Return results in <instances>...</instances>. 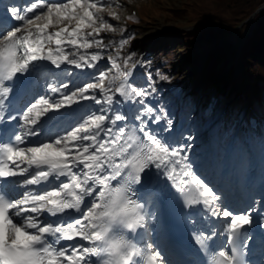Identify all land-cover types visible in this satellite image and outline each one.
I'll use <instances>...</instances> for the list:
<instances>
[{
  "label": "snow or ice",
  "instance_id": "1",
  "mask_svg": "<svg viewBox=\"0 0 264 264\" xmlns=\"http://www.w3.org/2000/svg\"><path fill=\"white\" fill-rule=\"evenodd\" d=\"M45 7L47 11L37 14V10ZM92 10H95V16ZM101 11L87 0L46 5L32 0L25 8L5 6L0 16V124L5 119L11 122L18 118L20 121V134L13 133L16 144H0V264H63L65 260L67 264H89L87 257L99 255L96 238L97 229L101 227L98 221L103 218L97 215L98 212L110 206H126L113 230L127 237L132 233L139 235L138 230L146 231L149 224L143 205L132 198V194L135 192L139 196L156 188H160L163 196L173 190L178 193L185 219L192 216L188 221L192 224L197 222L194 209L203 213L200 220L205 224L224 220L222 231L213 227L193 229L196 232L194 242L201 248H209L206 264H248L241 251L243 245L236 246L237 240L245 227L253 224L254 213L259 212L264 218V209L259 206L264 200L259 204L253 201L252 207L241 213L221 206L223 197L198 177L187 155H182L188 145L170 146V138L161 135L164 131L171 133L173 121L167 118L163 109L159 110L161 114H156L157 109L146 103L157 91L151 71L144 74L146 86L128 83L138 66L146 67L139 61L130 63L135 53L121 57L120 50L129 44V40H120L116 56H104L103 50L112 45L111 42L103 43L98 37L102 31L113 29L100 15ZM64 21L68 24L75 21V24L71 30L64 24L54 33L47 31L50 26L61 25ZM67 46L73 51H66ZM80 49L96 51L81 54ZM105 59L110 62L109 70H99V62ZM120 59L123 65L117 63ZM38 61H47L57 69L65 63L81 71L95 69V72L85 74L94 82H84L71 91H68L73 86L70 83H62L59 87L49 84L52 93H61L60 99L49 102L41 96L37 103L26 106L22 114L9 115L13 88L7 82L16 74L28 72ZM68 74L71 75V70ZM160 79L168 77L161 76ZM117 95L124 103L141 107L131 117L121 114L112 107L114 103H120L116 100ZM83 101H92L99 107H88L91 114L64 135L56 131L62 125L49 123L48 131L53 135L44 141L39 139L43 131L42 117ZM130 118L138 127L125 123L117 128L118 122H127ZM149 120L152 124L164 120L166 126L157 132L148 127ZM29 137L37 138L33 146H20ZM62 177L66 182L61 180ZM7 178L20 179H14L12 185L5 187ZM112 181L118 186L113 187ZM17 184L25 188L43 187L25 190L21 198L11 199L8 191L14 190ZM45 213L59 217V221H42L40 217ZM65 214L72 222L63 219ZM218 235L225 237V244L213 250L207 242L214 241ZM49 237L54 238L51 243ZM77 237L92 242L93 246H78ZM61 241L73 243L67 248L54 247ZM126 247L132 249L127 264H155L160 260L154 249L149 254L135 243L126 244ZM147 247L151 248V245Z\"/></svg>",
  "mask_w": 264,
  "mask_h": 264
},
{
  "label": "rangeland",
  "instance_id": "2",
  "mask_svg": "<svg viewBox=\"0 0 264 264\" xmlns=\"http://www.w3.org/2000/svg\"><path fill=\"white\" fill-rule=\"evenodd\" d=\"M184 1L186 0H107V2L87 0L88 3H95L97 8L102 9L100 15L108 24L112 25V31H102L98 37L105 44L111 42L112 46L103 50L105 57L116 56L122 38L129 40V44L120 50L121 57L132 52L135 53L134 58H136L144 52L146 67L139 76L140 83L138 82L136 86H146L147 77L144 74L147 71H151L157 91L149 97L146 103L157 109L156 114H161L159 110L163 109V112L167 113V118L173 121L171 133L167 132L170 138L169 145H188L186 153H182V155H187L188 161L191 162L198 177L203 179L218 195L223 197L221 201L222 207L224 206L223 201L228 199L223 192L224 187L232 189L233 195L240 193L238 190H241L242 193L246 191L249 194V201L247 200L248 202L241 208L244 212L252 207L253 201L259 204L261 200H264V148L259 155L258 150H254L257 146L248 144L247 157L245 156L244 158L245 162L243 165H239L236 157L237 153H240L239 146L242 145V140L245 137L241 123H237L232 129L233 134L235 133L234 137L231 135V137L229 136L226 140L220 142L219 136H221V133L217 122L221 121L224 109L217 118L213 119L214 121L209 127L202 124V121L196 116L200 107L196 90L200 80V69L203 67L207 51L202 55V59H198L196 67L190 68L188 65L190 57L187 56L185 51L187 49L176 44V39L172 35L174 32H181L187 29L195 31L198 29L197 27H202L199 25L183 26L184 22L173 20L169 17L168 9L172 7L178 8ZM192 1H201L204 4L212 5L211 0ZM57 2L67 3V0ZM57 2L52 1L49 3ZM45 10L47 11L46 8ZM92 11L95 16V10ZM64 24H68V22L64 21L62 25ZM74 24L75 21L68 24V28L71 29ZM219 25L225 24L219 23ZM58 26L54 25L50 26V28ZM241 29L238 27L232 31L238 34L247 30V28L243 31ZM85 51L91 53L96 51V49H82L79 52L83 54ZM117 63L123 65V60H117ZM98 67L99 70L108 71L110 62L107 59L102 60L99 62ZM69 70H71V75L68 74ZM95 71V69H84L81 71L70 66L60 76L44 74L41 77L40 87L42 89L40 97L43 96L49 102L58 100L61 98V93H52L48 87L49 84L53 87H59L62 83H70L73 86L68 91H71L74 90L75 86H82L84 82H94L92 78L87 77L85 74ZM113 74H116L115 71H113ZM161 76H166L168 79L162 80L160 79ZM245 90L248 93L246 85ZM97 96H99L98 91ZM227 105L229 106L230 102ZM88 107L94 109L99 106L94 105L92 101H83V106L79 109L78 114L69 111V107L60 109V116L56 122L60 121L61 124H56L62 125V128L60 127L57 132L61 130L59 134L64 135L72 127L82 123L83 119H86L87 115L91 114L88 111ZM112 107L118 111L124 109V105H121V103H114ZM124 123H122V126H124ZM160 123L164 127L166 126V121L162 120ZM105 126L107 127V123ZM188 137H191V139H187ZM238 137H240V143L237 142ZM254 143H256V140H254ZM226 145L227 147H225ZM258 146L263 147L264 140L259 141ZM69 147H71V144ZM211 173L214 176H211ZM246 197L248 196H244L245 200ZM237 200L228 202V206L232 208L231 211L234 213H238L233 210ZM261 204L259 206L264 209V205ZM153 213L156 217V213L154 211ZM258 214L261 215V213Z\"/></svg>",
  "mask_w": 264,
  "mask_h": 264
},
{
  "label": "trees",
  "instance_id": "3",
  "mask_svg": "<svg viewBox=\"0 0 264 264\" xmlns=\"http://www.w3.org/2000/svg\"><path fill=\"white\" fill-rule=\"evenodd\" d=\"M211 1L212 5H207L186 0L178 8H169V17L184 22L183 26H202L195 31L185 30L172 35L177 46L187 49L190 68L196 67L198 59H202L207 51L196 90L200 103L196 116L202 124L209 126L227 108L218 125L220 142L231 135L233 137L232 129L241 121L245 137L237 156L238 164L243 165L247 157L249 129L257 143L264 140V8L254 14L242 48L238 45L241 32L232 36L231 29L243 23L258 6L264 4V0ZM241 28L243 31L246 24ZM245 85L250 99L248 119L244 117ZM240 137L237 138L239 143Z\"/></svg>",
  "mask_w": 264,
  "mask_h": 264
},
{
  "label": "bare ground",
  "instance_id": "4",
  "mask_svg": "<svg viewBox=\"0 0 264 264\" xmlns=\"http://www.w3.org/2000/svg\"><path fill=\"white\" fill-rule=\"evenodd\" d=\"M44 10H45V8H44ZM46 11V10H45ZM3 14L1 13V11H0V16H2ZM60 26H62V24L61 25H59L58 27H60ZM58 27H53V28H51V33H54V31H56V30H54V29H56V28H58ZM50 28V27H49ZM58 30V29H57ZM69 30H71V29H69ZM53 48H55L56 46H55V44L53 43ZM66 51H69V52H71V51H73V49H72V47L71 46H67V48L65 49ZM79 51H82V49H80ZM143 59H144V57H143ZM70 65H67L66 63L65 64H63L62 66H61V68L62 67H69ZM40 73H39V71L38 70H34L33 72H32V83H31V91H30V93H29V95H28V98H27V101L30 103V106H31V104H34V103H36L37 101H38V98H39V95H38V89H40L39 87H40ZM35 91H37V93L35 94L34 92ZM123 101V100H122ZM125 105L127 104V103H124ZM139 106V107H138ZM132 109H134L135 111L136 110H138L141 106L140 105H135V106H133L132 105ZM120 113L121 114H124V115H126L125 113H124V110H121L120 111ZM48 115V117H50V121L49 122H47L46 120H45V118L43 117V119L41 120V128L43 129V131H42V134H41V138H43L44 140L49 136V138H50V135H53V134H50L49 133V131H48V127H49V123H56V120L59 118V116H60V114H59V112H50V113H48V114H46V116ZM145 119H148V117H145ZM44 121H46V123H44ZM60 123V122H59ZM59 123H57V124H59ZM120 126H122V122H118L117 123V128L118 127H120ZM148 127L150 128V129H153V130H155V131H157V132H160V130L161 129H164L165 127H164V125L162 124V123H159V124H152L151 123V121L149 120V124H148ZM57 130H59V129H57ZM56 130V131H57ZM53 131H55V129H53ZM161 135L162 136H164V137H168V135H167V131H164V132H162L161 133ZM172 139V138H171ZM168 142H170V140L168 141ZM173 142V141H172ZM171 142V143H172ZM20 146H24V147H28V146H33V144L30 142V140H29V138H28V140L25 142V144H23V145H20ZM211 176H214V174H212L211 173ZM161 179V181H163V177H161L160 178ZM162 187V186H161ZM25 190H33L31 187H27V188H25V187H22L20 184L19 185H16V187H15V189L14 190H12V194L14 195V197H15V199L16 198H21L22 197V195H23V192L25 191ZM166 193H167V189H165L164 190ZM240 193H237V195H235L234 197H233V199L232 200H236V199H238L239 200V202H238V200L236 201L237 202V204L234 206L235 208H237V207H242V205L244 204V202H246L248 199H249V194L246 192V191H244L243 193L241 192V190L239 191ZM244 194V195H243ZM154 195V189H150V190H147V191H145V197L147 198V199H149L151 196H153ZM248 196V197H246V200H245V198H244V196ZM157 196L159 197V202H160V205L161 206H164V205H174L175 204V202H178V200H179V198H180V196H179V194L178 193H176L174 190L169 194V195H167V196H163L161 193H159V194H157ZM230 202V201H229ZM224 204H226L225 206H228V202L226 201V202H224ZM264 204V203H263ZM152 207V205H150L149 206V208H151ZM197 209L199 208V206H197L196 207ZM231 210H232V208L231 207H229ZM194 212H195V219H196V225L200 228V229H202V228H206V227H212L211 225H210V223H209V221H208V223L207 224H205V222L203 221V220H200V215H202L203 213H200V212H196V209H194ZM259 212H257V213H254L253 214V219L256 221V220H258V218H259V216H260V214H258ZM40 219L42 220V221H44V222H46L43 218H42V216L40 217ZM215 230V229H214ZM218 231H222L221 229H219ZM223 235H218L216 238H215V240L216 241H220V240H222V237ZM82 246H85V243H83L82 244ZM255 251H257V249L258 248H256V247H252ZM164 255V254H163ZM163 259H164V264H170V262H169V260H168V257L167 256H164L163 257ZM255 264H259V263H255Z\"/></svg>",
  "mask_w": 264,
  "mask_h": 264
},
{
  "label": "clouds",
  "instance_id": "5",
  "mask_svg": "<svg viewBox=\"0 0 264 264\" xmlns=\"http://www.w3.org/2000/svg\"><path fill=\"white\" fill-rule=\"evenodd\" d=\"M126 210V206L102 208L98 216L101 227L97 229L96 246L99 250V264H127L131 248L126 244L133 243L127 236L113 229L118 226L119 218Z\"/></svg>",
  "mask_w": 264,
  "mask_h": 264
},
{
  "label": "water",
  "instance_id": "6",
  "mask_svg": "<svg viewBox=\"0 0 264 264\" xmlns=\"http://www.w3.org/2000/svg\"><path fill=\"white\" fill-rule=\"evenodd\" d=\"M264 8V4H262V5H260V6H258V8L247 18V20H246V22H247V24L249 25L250 23H251V20H252V18H253V16H254V14L255 13H257V12H259L260 10H262ZM244 33L245 32H243V34H242V36H241V39H240V41H239V43L242 45V39H243V36H244Z\"/></svg>",
  "mask_w": 264,
  "mask_h": 264
}]
</instances>
